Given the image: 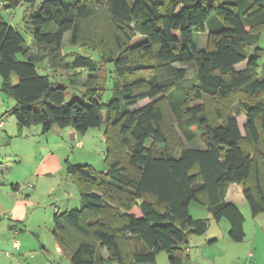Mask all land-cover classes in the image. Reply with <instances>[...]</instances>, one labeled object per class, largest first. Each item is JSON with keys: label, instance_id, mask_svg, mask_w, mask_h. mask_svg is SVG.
<instances>
[{"label": "trees", "instance_id": "obj_1", "mask_svg": "<svg viewBox=\"0 0 264 264\" xmlns=\"http://www.w3.org/2000/svg\"><path fill=\"white\" fill-rule=\"evenodd\" d=\"M1 2L0 92L15 101L11 116L18 135L34 126L44 134L54 128L84 134L105 127L107 169L97 175L86 165H68L67 173L80 186L81 206L53 216L52 235L71 264H155L161 251L169 255L168 264H185L190 237L208 227L206 220L189 215L191 202L204 206L212 220H225L231 241L244 239L243 215L226 194L237 184L251 215L264 213V75L257 64L264 0ZM22 4L30 5L23 27L35 52L19 28L3 18ZM101 8L118 33L116 55L103 61L97 51V59L76 50L63 54L65 34L80 47L81 24ZM206 25L211 26L207 46L198 49L193 35L204 33ZM136 35L143 40L131 43ZM253 46L255 54L248 58ZM40 50L48 53L39 56ZM44 55L53 70L72 71L73 84L87 73L88 104L66 103L65 87L38 73L34 61ZM244 61L246 68L236 70ZM104 62L107 77L99 83L96 72ZM107 81L113 97L102 105ZM236 95L244 134L230 113L208 111V100L224 102ZM145 99L147 104L135 107ZM162 102L184 139L200 136L203 148L169 149ZM133 206L138 214L129 213ZM129 237L143 250L131 253L124 243Z\"/></svg>", "mask_w": 264, "mask_h": 264}, {"label": "rangeland", "instance_id": "obj_2", "mask_svg": "<svg viewBox=\"0 0 264 264\" xmlns=\"http://www.w3.org/2000/svg\"><path fill=\"white\" fill-rule=\"evenodd\" d=\"M0 1H7V0H0ZM129 3H132V0H127ZM224 3H232L236 0H221ZM40 0H36V4H39ZM30 5L22 4L21 6L10 10L9 13L3 14V18L9 24L19 28V31L22 33L23 37L26 40V43L29 47L33 49V40L30 34L27 32L25 27H23V16L24 12L29 10ZM215 19V23L219 21ZM80 30V47L71 45L70 43V33H66L62 43V53H72V50H76L77 53L94 56L97 59L96 54L99 53L103 61H106L109 57L115 56L117 53V49L119 46L117 45L116 35L118 33L115 30L114 25L110 21L108 15L104 11V9L98 10L93 16L86 19L81 24ZM211 32V26H205L204 33L195 32L193 35V41L195 46L198 49H205L207 46V36ZM143 37L141 35H136L131 40V43L142 41ZM121 42V39L118 40ZM81 43L82 45L81 47ZM261 51L260 57L257 61L258 64V72L260 75H264V30L262 31L258 43ZM94 48V51L90 52ZM75 48V49H74ZM256 46L247 48V56L249 54L252 56L255 54ZM90 50V51H89ZM35 52V50L33 49ZM97 51V53L95 52ZM40 53L47 54L48 52L45 50L38 51V55ZM39 58L37 61H34V64L37 67V71L40 75L48 76L50 81L57 86H64V100L66 103L71 102L74 99L81 100L85 104H88V99L85 97V86L88 82L87 73H83L80 76V80L78 83L73 84L75 77H73L72 71H63V70H53L49 67V58L45 57ZM17 58L19 60H24L23 55L18 54ZM109 66L105 64H101V69L96 72V81L101 83L107 77V71ZM0 86H1V79H0ZM113 97V90L111 86V82L107 81L105 84V89L101 91V104L106 105ZM0 108H2V117L9 118V121H16L13 116H11L12 109L15 105V101L11 98H7L0 92ZM239 99V95L233 97V99L226 100L224 102H216L214 100H208V111L214 116L216 111H220L223 113H230L238 122L242 133L243 131V124L245 122V117L239 112L238 105H236V100ZM149 102L148 99L142 100L139 102L135 107H140ZM162 110H164L167 114V119L164 121V128L168 131V137L171 140L169 149H174V152L177 153L180 148L189 147V148H198L201 149L204 145L201 142L200 136H198L195 140L189 142L184 139L181 132L177 129L176 122L174 118H169L166 105L164 102L160 103ZM0 118V119H1ZM32 128H38V126H34ZM64 132V137L62 141L58 138L57 135L51 136L48 140L51 142V146H48L44 149L38 146V149L35 151L36 154H33V151L27 155V158L22 161L20 167L15 169V166L9 164V162H3V158L0 159V164L3 167V176H7L10 173V177L16 180V183L20 184L19 188L24 189L27 185L33 186V189L36 188V179L44 174L45 165H47V174L49 177H52L50 180V188H45L43 194L46 196L44 198H40L38 202H40L41 209L33 211L31 213L30 218H28L29 224H33V226L37 227H21L20 229H24L26 234H28V239L34 242V246L38 247L33 250V255L40 257L41 255L38 254V251L42 254V247L38 245V242L41 244H45L48 246V250L50 251L49 254V264H71V262L64 258H56V248L55 239L52 235L53 229V216L55 213H63L68 210L79 209L81 206V196H80V186L75 181L76 179L70 176L66 168L68 165L72 166H83L86 165L90 170L99 175L103 173L107 169V162H106V150L107 144L104 141L105 137V127L101 126L100 128H91L87 130L84 134L77 133V137L79 141L83 142V145L79 147L77 144V140L72 137L71 132L67 130L58 129ZM84 136V139L82 138ZM58 141L62 142V147L59 149H55ZM20 143L19 140H15L13 147H16V144ZM2 146L0 147L1 153L4 155V148L8 146V141L4 139L1 141ZM119 152V151H118ZM49 154L46 157V160L43 162L41 158ZM34 155L36 157H34ZM120 158H122V154H118ZM35 159V162H34ZM39 161V162H38ZM39 163V164H38ZM43 163V164H42ZM32 172L31 174H28ZM43 172V173H41ZM1 178V175H0ZM15 183V182H14ZM45 186L43 182H41V187ZM62 186V188H61ZM31 189V188H30ZM109 203V207H113V204ZM121 210V209H120ZM119 210V211H120ZM129 213L138 214V210L136 207L129 208ZM208 213L207 209L204 206H201L195 202H191L189 206V215L193 219H203ZM224 221V220H223ZM211 225H215V222L211 220ZM29 226V225H25ZM207 231V230H206ZM214 232V228L209 229V235ZM17 242L26 243V238H19ZM125 245L128 246L129 251L131 253L142 251L141 244L138 239L134 237H129L124 241ZM34 248V247H32ZM31 248V249H32ZM37 253L35 254V252ZM9 252V251H7ZM102 255L104 258L108 257V253L102 250ZM32 255V254H31ZM169 255L161 251L156 254L155 256V264H168ZM26 264V263H25ZM30 264V263H28ZM113 264V263H112Z\"/></svg>", "mask_w": 264, "mask_h": 264}, {"label": "crops", "instance_id": "obj_3", "mask_svg": "<svg viewBox=\"0 0 264 264\" xmlns=\"http://www.w3.org/2000/svg\"><path fill=\"white\" fill-rule=\"evenodd\" d=\"M249 57H252V55L249 54ZM246 66L247 61H244L236 64L235 69L241 71ZM0 101H2L1 98ZM1 117L2 108H0ZM0 123H2L0 128V147L2 146L1 141L4 139L8 141V146L4 148L5 154L3 155L0 151V159L3 158V162H9V164L14 165L15 169L20 167L22 161L27 158L30 152L33 151V154H36L35 151L38 149V146L44 150L46 147L51 146V142L48 141L51 136L57 135L58 138L65 141L63 140L65 131L56 128L46 134L42 132L41 127L40 129L26 128L22 131L21 136H19V126L16 121H9V118L6 120L5 118H1ZM67 131L71 132L72 137L74 140H77V144L81 147L83 142L79 141L77 133L72 130ZM84 136L82 135L83 139ZM15 140H19L20 143H17L16 147H13ZM62 146V142L58 141L55 149H59ZM47 156L49 154L43 156L41 161L44 162ZM34 157L36 156L34 155ZM44 167V174H41L36 179V188L33 189V186L27 185L26 188L20 189V184L10 177V173L7 176H3V167L0 164V264H49L50 251L48 250V246L38 242V245L42 247V254L38 251V254L41 256L36 258L33 255V250L38 247H35L34 242L26 237L28 234L24 233L26 227H35L33 224H29L28 218H30L33 211L42 208L38 200L46 197L42 191L45 188H50L49 182L52 180V177L50 178L46 173L48 171L47 165ZM31 173L29 172L28 174ZM41 182L45 186L41 187ZM226 201L234 203L243 215L244 239L241 242L231 241L227 235L229 229L228 223L225 220H220L219 222L213 220L215 225H211L212 219L208 212L205 218H203L208 223L207 231L203 235L190 237L188 246L185 248V254L187 255L185 264H240L241 262H245L246 264H264V213L255 217L251 215L242 195L241 187L237 184H231L228 187ZM21 227H24V229H20ZM37 227L35 228L37 229ZM212 227L214 228V232L209 235V229ZM23 237L26 238V243L17 242V239ZM14 242L18 243V250L13 249ZM55 248L56 258L64 257L68 259L63 255L57 244ZM7 251L12 253L11 258L5 255ZM31 254L32 257H30Z\"/></svg>", "mask_w": 264, "mask_h": 264}, {"label": "built area", "instance_id": "obj_4", "mask_svg": "<svg viewBox=\"0 0 264 264\" xmlns=\"http://www.w3.org/2000/svg\"><path fill=\"white\" fill-rule=\"evenodd\" d=\"M2 7V2L0 1V8ZM1 124L2 123H0V128H1ZM13 249L14 250H18L19 249V245H18V243H16V242H14L13 243ZM5 255L7 256V257H10L11 258V256H12V253L11 252H6L5 253ZM30 257H32V255H30ZM240 264H246L245 262H241Z\"/></svg>", "mask_w": 264, "mask_h": 264}]
</instances>
